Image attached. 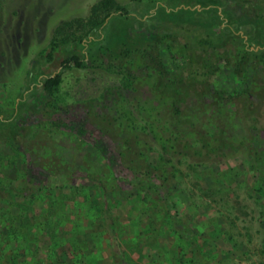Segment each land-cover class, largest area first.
<instances>
[{
    "label": "rangeland",
    "instance_id": "obj_1",
    "mask_svg": "<svg viewBox=\"0 0 264 264\" xmlns=\"http://www.w3.org/2000/svg\"><path fill=\"white\" fill-rule=\"evenodd\" d=\"M100 1L0 0L2 117L28 71L88 45L52 95L32 85L19 148L0 140V264H264L263 38L250 53L235 2L216 0L193 19L218 41L193 75L173 0H110L131 23Z\"/></svg>",
    "mask_w": 264,
    "mask_h": 264
},
{
    "label": "trees",
    "instance_id": "obj_2",
    "mask_svg": "<svg viewBox=\"0 0 264 264\" xmlns=\"http://www.w3.org/2000/svg\"><path fill=\"white\" fill-rule=\"evenodd\" d=\"M235 2V6L239 10V15L231 19V24H237L239 26L238 31H240L243 35L247 38V43L252 44V48L249 50L250 53H259L260 48L257 49V51H254V45L259 46V42H254L255 39H257V36L255 33L260 35L264 40V3L263 1H258V3H249L252 4L248 7H244L243 4L246 3V1L241 0H233ZM216 0H173L170 2H166L163 6L162 12L166 11L167 9L170 10V12L173 11H179V13L187 14L185 17V20L183 23L178 22V25L172 27V34H179L182 35L184 42L181 46V52L179 53V59L183 62H187V68L189 69V74L195 75V71H193V68L191 67L193 65L191 58V53H198V49L206 50L213 44H216L218 41L211 40L213 38L212 35L209 34H200L196 31V28L198 29L199 25L197 26L195 22L193 21L194 18L200 19L198 17L206 16L207 14H213L214 17H218L216 14V11L218 7L211 8L208 7L207 9L203 8L205 4L209 6L211 3H215ZM193 5V10L191 12L190 7ZM199 6L198 9L194 6ZM97 6H101L102 9L107 10L110 8L112 9L111 13H107L105 18L109 19H118L120 21H124L127 23L133 22L136 17H132L131 13L129 12V9L127 6H113V3L110 0H102L98 3ZM198 10L199 13H198ZM165 13V12H164ZM252 16H251V15ZM249 17H251V20H249ZM213 18V17H212ZM103 24V20L100 21L96 26L97 29H99ZM248 28L249 31L247 32L245 29ZM169 29V28H165ZM95 29H92L90 31L93 32ZM163 36H168L167 34ZM216 40H219V38H216ZM88 42H91L88 40ZM60 46V43L56 41H52L49 44V51L47 53V61H50L52 59V50L56 47ZM87 44H80L81 50L86 53L88 50L86 47ZM86 48V49H85ZM197 51V52H196ZM171 54V53H170ZM173 55V54H171ZM196 59L200 60L197 56H195ZM181 61V62H182ZM84 54L82 57H78L76 55H69L60 63L59 70L54 73L52 76H46L44 77L39 83L41 84V88L44 92L47 93V95H52L60 81V75L63 71L69 70L71 68H82L84 66ZM201 69H204V66H201ZM202 74H204L202 72ZM35 80V79H34ZM5 120V121H4ZM1 120L0 119V140L7 142L11 147L18 149V144H16L15 141V134L17 133L18 123L16 120V116L12 117L10 116L7 119ZM230 146L221 142V147L217 146L215 149L219 150H225L229 148ZM207 143L204 142L201 149H206ZM208 150V149H207ZM208 152H210L208 150ZM262 181H264V173L261 172L259 175V178L254 182V185L252 186L255 191H260L262 187ZM191 264L193 262L191 261Z\"/></svg>",
    "mask_w": 264,
    "mask_h": 264
},
{
    "label": "flooded vegetation",
    "instance_id": "obj_3",
    "mask_svg": "<svg viewBox=\"0 0 264 264\" xmlns=\"http://www.w3.org/2000/svg\"><path fill=\"white\" fill-rule=\"evenodd\" d=\"M208 8V6L207 7H205V9H207ZM244 37H245V40H244V45L245 46H248L250 49L252 48V46L251 45H253V43L252 44H248L246 41H247V38H246V36L244 35ZM255 48H257V49H259L260 47H257V46H255L254 45V48H253V50H255ZM84 51V50H83ZM82 51V52H83ZM257 51V50H256ZM52 53V52H51ZM84 54V53H83ZM66 58V57H65ZM52 60V59H51ZM64 60V59H63ZM62 60V61H63ZM84 60H85V58H84ZM61 61V62H62ZM60 62V63H61ZM59 68H60V64H59ZM59 68H58V70H59ZM74 68V67H73ZM57 70V71H58ZM57 71H55L54 73H56ZM66 71V70H65ZM54 73H52V74H46V75H41V73L40 72H34V71H28L27 72V74H26V78H24V81H23V91H22V94L20 95V97H18V98H16V100H15V107H14V109H13V112L10 114V115H8L7 117H2L1 116V114H0V119L1 120H4V119H7V118H9L10 116H12V117H15L16 116V120H17V123H18V127L20 126L19 125V119H21L20 117H21V115L22 114H26V112H29V103H27V100H26V97L30 94V93H32L33 91H32V89H31V87H32V85H35V86H39V85H41L39 82L44 78V77H46V76H52ZM35 79V80H34ZM41 91L42 92H44L43 90H42V88H41ZM45 94H47L46 92H44ZM26 109H27V111H26ZM5 121V120H4ZM7 143V142H6ZM19 148V147H18Z\"/></svg>",
    "mask_w": 264,
    "mask_h": 264
}]
</instances>
